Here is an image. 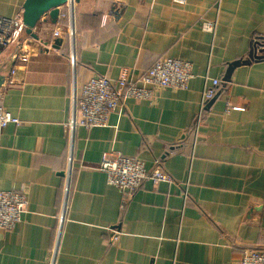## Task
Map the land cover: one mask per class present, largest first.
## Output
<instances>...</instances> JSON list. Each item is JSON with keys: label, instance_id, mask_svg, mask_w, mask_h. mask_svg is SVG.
Instances as JSON below:
<instances>
[{"label": "crops", "instance_id": "crops-1", "mask_svg": "<svg viewBox=\"0 0 264 264\" xmlns=\"http://www.w3.org/2000/svg\"><path fill=\"white\" fill-rule=\"evenodd\" d=\"M25 1L0 0V15H22ZM33 33L21 38L27 65L0 89L21 122L0 136V189L28 199L21 222L0 230V264H50L56 245L54 264H238L264 249V48L252 43L264 37V0H79ZM17 49L0 53V70ZM162 58L193 65L187 90L129 100L107 126L69 135L75 85L132 80ZM207 78L222 84L197 124ZM105 153L173 181L125 196L99 169Z\"/></svg>", "mask_w": 264, "mask_h": 264}, {"label": "built area", "instance_id": "built-area-1", "mask_svg": "<svg viewBox=\"0 0 264 264\" xmlns=\"http://www.w3.org/2000/svg\"><path fill=\"white\" fill-rule=\"evenodd\" d=\"M76 3V0H68L63 6L65 11L60 10L59 17L71 16ZM202 28L206 32L214 33L216 24L204 23ZM25 30L21 14L14 18L0 15V53L18 45L16 63L7 79L9 85L14 84L15 75L21 68H25L29 61L28 52L20 49L21 38ZM61 34L60 30H56L54 38H60ZM69 34L73 37L72 29H69ZM70 61L74 68L76 62L73 55H71ZM193 78V65L190 62L172 58L159 59L150 69L132 80H128L126 76H120L118 79L95 76L81 86L73 87L70 97L71 119L67 123L66 129L72 136L76 128L82 127L89 130L105 127L108 125L110 117L121 110L125 102L129 100L152 102L161 90H187ZM221 84L222 81L219 79H206L200 111L196 120L197 124L207 106L217 97ZM232 109L242 110L237 107ZM20 123L18 118L0 104V136L8 125H19ZM99 169L105 172L107 183L120 190L125 196L134 194L147 179H151L154 184L173 181V178L158 165L149 172L141 158L121 154H103ZM67 172L66 195L70 186L72 162ZM66 207L65 203V209L63 208L62 214L59 216L61 223ZM27 208L28 199L24 192L0 189V230H13L21 222ZM56 256L57 245L53 250L50 264L55 263ZM238 264H264V249L245 250Z\"/></svg>", "mask_w": 264, "mask_h": 264}, {"label": "water", "instance_id": "water-1", "mask_svg": "<svg viewBox=\"0 0 264 264\" xmlns=\"http://www.w3.org/2000/svg\"><path fill=\"white\" fill-rule=\"evenodd\" d=\"M79 0H76L78 2ZM68 0H26L23 6V24L26 27V33L31 35L32 38L37 39L33 30L38 26L39 22L45 15L55 22L60 16V9L66 5ZM60 42H57L59 44ZM18 53L14 54L6 69L0 70V89L5 82V73H9L16 63ZM239 63L233 64V67L238 66ZM231 69V68H230Z\"/></svg>", "mask_w": 264, "mask_h": 264}, {"label": "trees", "instance_id": "trees-1", "mask_svg": "<svg viewBox=\"0 0 264 264\" xmlns=\"http://www.w3.org/2000/svg\"><path fill=\"white\" fill-rule=\"evenodd\" d=\"M253 46L255 45L254 50H258L260 47L264 48V37H261L259 35H255L253 37Z\"/></svg>", "mask_w": 264, "mask_h": 264}]
</instances>
